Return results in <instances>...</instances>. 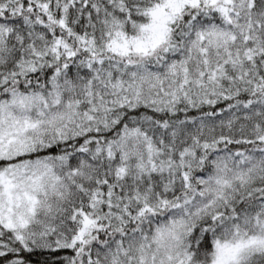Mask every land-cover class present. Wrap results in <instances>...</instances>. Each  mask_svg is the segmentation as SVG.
<instances>
[{
  "label": "snow or ice",
  "instance_id": "1",
  "mask_svg": "<svg viewBox=\"0 0 264 264\" xmlns=\"http://www.w3.org/2000/svg\"><path fill=\"white\" fill-rule=\"evenodd\" d=\"M0 264H264V0H0Z\"/></svg>",
  "mask_w": 264,
  "mask_h": 264
}]
</instances>
